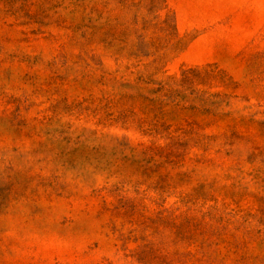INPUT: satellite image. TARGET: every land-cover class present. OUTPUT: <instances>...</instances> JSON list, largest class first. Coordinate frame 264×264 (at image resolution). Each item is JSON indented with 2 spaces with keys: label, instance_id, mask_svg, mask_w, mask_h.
<instances>
[{
  "label": "rangeland",
  "instance_id": "obj_1",
  "mask_svg": "<svg viewBox=\"0 0 264 264\" xmlns=\"http://www.w3.org/2000/svg\"><path fill=\"white\" fill-rule=\"evenodd\" d=\"M0 264H264V0H0Z\"/></svg>",
  "mask_w": 264,
  "mask_h": 264
}]
</instances>
